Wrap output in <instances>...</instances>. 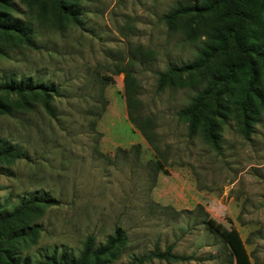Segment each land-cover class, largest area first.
Listing matches in <instances>:
<instances>
[{
  "label": "rangeland",
  "instance_id": "rangeland-1",
  "mask_svg": "<svg viewBox=\"0 0 264 264\" xmlns=\"http://www.w3.org/2000/svg\"><path fill=\"white\" fill-rule=\"evenodd\" d=\"M14 2L11 16L29 28L32 45L0 29V84L16 79L33 91L0 92L11 106L0 111V145L19 154L0 160V206L11 211L25 200H48L30 224L35 239L18 248V258L78 256L88 237L100 246L120 233L124 240L107 264H133L170 246L175 258L143 264H241L243 254L264 264V76L252 86L240 75L254 118L245 117L239 83L227 93L214 84L223 58L159 86L161 72L201 60L223 11L169 23L170 13L206 0H75L78 23L59 26L50 14ZM256 27L264 29V12ZM125 70L160 152L129 118ZM200 93L220 152L202 129L190 136L178 117Z\"/></svg>",
  "mask_w": 264,
  "mask_h": 264
},
{
  "label": "trees",
  "instance_id": "trees-1",
  "mask_svg": "<svg viewBox=\"0 0 264 264\" xmlns=\"http://www.w3.org/2000/svg\"><path fill=\"white\" fill-rule=\"evenodd\" d=\"M29 6L36 7L41 15L50 14L55 22L62 26L63 19H68L78 23L75 0H21ZM16 8L14 0H0V29L16 32L20 35V40L32 45L31 36L28 35L29 28L17 22L11 16L12 10ZM223 11V25L215 28L208 36L206 49L203 50V57L196 64L174 66L166 72L160 73L159 86L164 88L174 82L176 75L198 70L206 66L211 60L223 58L220 65L214 72V84H220L223 91L229 92L235 84L240 82V75L245 74L248 83L256 84L261 75L264 76V29H258L257 21L264 12V0H206V6L198 5L177 9L166 16L169 23L178 17L191 12H214ZM219 57V58H218ZM243 81V80H242ZM237 97L242 99L245 108V117L254 118V109H248V101L243 97L246 86L239 83ZM213 86L211 88H214ZM137 85L133 75L125 70V95L131 122L142 132L145 138L151 143L157 152H160L157 143V134L154 130V122L148 117H143L138 113L139 103L137 97ZM214 89L209 90L212 91ZM15 92L21 97H25L26 91L32 92L31 86H25L24 81L8 79L0 84V92ZM207 92V93H209ZM46 96L48 94L44 92ZM0 95V111L8 113L10 105L3 102ZM26 103V102H25ZM206 95L200 93L187 108L178 112L181 120L188 122L190 136L197 135L202 129L206 135V140L217 151H221L220 139L217 125L213 120H208L207 126L204 122V108ZM45 108L53 114L51 105L46 100ZM135 147L139 148V145ZM17 150L6 145H0V160H15L18 156ZM159 169L164 170L163 166ZM168 174V170H164ZM47 199L34 198L22 201L15 209L9 211L0 206V264H107L109 258L113 257L114 250L121 245L124 238L120 233L109 237L104 245L97 246L93 237H88L84 243L82 251L78 256L68 252L62 254H52L45 256L37 262L28 259L24 261L18 258V248L36 237V227L30 228L33 219L40 215L42 205L47 203ZM203 211V207L199 208ZM240 247L238 241H236ZM176 256L172 254V247H168L164 252L157 250L134 258L133 264H143L152 259L171 260ZM241 264H251L248 257L243 254Z\"/></svg>",
  "mask_w": 264,
  "mask_h": 264
}]
</instances>
